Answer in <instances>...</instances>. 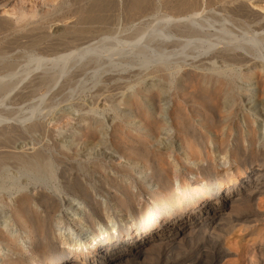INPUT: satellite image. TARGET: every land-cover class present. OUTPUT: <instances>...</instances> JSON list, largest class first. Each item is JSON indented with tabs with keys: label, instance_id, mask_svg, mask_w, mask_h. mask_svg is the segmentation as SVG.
Wrapping results in <instances>:
<instances>
[{
	"label": "bare ground",
	"instance_id": "1",
	"mask_svg": "<svg viewBox=\"0 0 264 264\" xmlns=\"http://www.w3.org/2000/svg\"><path fill=\"white\" fill-rule=\"evenodd\" d=\"M108 12L117 29L105 34ZM92 25L95 42L86 37ZM10 33L32 40L22 66L8 70L0 56V264H239L224 262L227 237L264 234V143L256 152L255 120L241 113L247 100L264 116V0H0V37ZM133 67L137 87L106 143L102 122L80 116L72 137L81 146L113 142L123 166L44 168L45 150L9 145L46 129L50 90L88 74L110 82L116 77L102 75ZM41 88L28 112L4 109L12 95ZM215 154L228 157L227 170L217 171ZM9 163L18 177L6 175ZM65 197L77 208L64 215ZM258 254L263 246L248 257Z\"/></svg>",
	"mask_w": 264,
	"mask_h": 264
},
{
	"label": "rangeland",
	"instance_id": "2",
	"mask_svg": "<svg viewBox=\"0 0 264 264\" xmlns=\"http://www.w3.org/2000/svg\"><path fill=\"white\" fill-rule=\"evenodd\" d=\"M71 5H72L71 6L72 8L78 7L77 1H73V3L71 2ZM11 7H12V4L10 5L8 4L6 9H10ZM103 15H104L103 19L105 18L104 19L105 21H104V24L103 23L101 24L103 28L99 26L101 28L100 31L101 33L109 34L111 31H113V29L114 30L117 29V26H116L117 20H115L116 18H114L116 13L108 12ZM110 24H112L111 25L112 28ZM92 27L93 25L87 26V28H90V29H88V32H87L88 34L86 37H89L90 39H94L93 42H95L96 41L95 37L92 36L93 35L92 32L95 31V29H91ZM13 35L14 33H10L9 35L7 34L4 40L2 39V37H0L1 38L0 56L6 57V61L8 62L7 63L8 70H10L15 64L22 66L25 63L27 59V54L29 55L30 50L28 46L24 45V42L27 44L29 41L32 40L31 36H26L27 39H24L25 37L23 36H19V35L17 36L15 34L14 35L15 37H13ZM138 69H139L138 67H133L131 69H128V71L126 72L123 71L117 74L116 73L112 74L109 72L105 73L102 75V77L106 78L108 76L113 75L114 77L117 78L118 75L125 76L122 79L115 78V80H112L110 82H105V83H96V78L92 76L91 74H88L86 76H76V78L73 77L72 78L73 80H71L72 82H70L64 88L57 90V91L55 89L50 90V92L48 93V97L50 96V94L51 96L49 98L47 97L49 100L47 99L46 101L47 103L43 105V106H46V105L48 106H46V108L44 107V110L42 111V114L45 116L43 120L46 122L44 124H47L46 129H45L46 131L45 130L38 131L35 133L34 132L33 133L24 132L23 136L13 139L9 145L14 148L22 149L27 153H32L34 149L45 150L48 156V159L46 163L47 165H45L44 168H112L111 166L115 164L123 166L124 164H126V162L123 160V158L120 159L119 157V155L122 153V148H118V146L116 145L114 146L113 142L111 144L113 145V148L109 144L94 146V143L93 144L84 143L82 144L83 146L82 147L81 143L80 144L78 143L79 145L78 144L75 145L74 142L72 141L73 139L72 137L74 135L73 132H75V129L77 127L76 118H79L80 116V117H85L87 119L85 120L86 123L89 120L91 121L97 120V121L102 122L101 123L103 125L102 127H104V129H107V132H101L100 138L102 139L101 141L103 143H106L105 134H108L110 132L109 125L110 126L113 125L114 121L118 122V119L116 118V114L118 113V114L123 115V113H126L127 111V108L121 104V100L125 98L127 95H129L130 93H132L133 89L137 87L138 78L136 76H133V74L137 72ZM250 72L251 70L250 71L243 70L242 73H250ZM144 74L146 75V72ZM150 81L151 79L145 76L142 77L141 79V82L144 84L145 83L148 84V82ZM242 85L247 86L248 83L244 82V84ZM99 88H102L100 92H98ZM46 91H48V89L41 88L38 91L26 90V91H23L21 95H17V96L12 95L11 99L6 101V105L4 109L7 111L9 115H11V117H14L15 115L20 114L19 112H21V114L24 112L26 113L29 111L30 107L32 106V103L34 104L38 100V97L40 95H44ZM254 92L255 90H253L251 93L253 94ZM243 98H246V95H243ZM247 102L248 101L245 100L244 106L246 105L247 106L241 109V113L249 115L251 116L253 120H255L254 129L256 130L257 135H258L256 152H259L258 148H260V145L264 143V137H263L264 130H261L262 125L264 123V118H263L264 116L261 117L260 114L258 115L255 113H251L250 108L252 105L247 104ZM241 113L239 112L240 115ZM42 114H41V117H43ZM41 117H39V119H41ZM124 117L125 119H127V116H124ZM54 118L55 119L57 118V119L55 120ZM238 118L241 122L240 116H238ZM125 119L119 120L120 121L119 123H122L128 126L129 122L126 121ZM43 120H40V121H43ZM9 123H13V121L11 120L9 121ZM83 124H85V122ZM125 136L126 135L121 136L119 139L120 140L119 142L127 143L126 146H128L129 145L128 142H131L132 139H129L128 136H126L127 138H125ZM128 139L129 141L127 142ZM163 140H166V137L165 138L163 137ZM230 141L231 142L229 146L230 148H232L233 144L231 143L234 142L233 138H231ZM71 143H72V147L74 148L70 147ZM54 146H57V150L55 149ZM67 146L69 148H67ZM76 147L77 148L79 147L77 150L78 152L76 151L77 149ZM91 147L93 150L91 149ZM71 148L73 150H70ZM80 148H81V151H80ZM118 150H119V155L116 154ZM253 154H256V153L254 152ZM256 155H248V156L255 158ZM212 157H213V162L216 166L215 168H217L218 172L225 171L228 169V165H225V163L229 160L228 157L222 158L218 154L212 155ZM168 162L170 163V165L174 167L175 163L172 158H170ZM15 165H13L12 163H9L6 166V169L9 168L5 172L7 173L6 175H8V177H11V176L18 177L17 173L14 170L10 171V169L16 168L17 165L16 166ZM191 167L194 168L195 163L192 164ZM17 168L19 167L17 166ZM138 168H142V167H138ZM13 172L16 174H13ZM9 173H12L13 175ZM23 178L24 177H22L21 179ZM96 198L100 200L101 196L97 194ZM67 199L68 198L65 197V200L63 202V206L61 209L64 215L65 213L72 212L74 208H77L76 206L77 201L70 203L69 201H67ZM0 211H1L0 214L2 215L4 214L5 217H7V211H5V209L0 207ZM5 217L0 219V226L4 225L3 221L6 220ZM76 222L77 220H75L74 223ZM52 225L55 228V223ZM13 231H15L14 228L12 229V232ZM103 232L104 231H102V233ZM55 233L58 234V231ZM226 240L230 244L229 248H230L231 254L224 260V262H229V263L239 262V264H248V259H250L251 260L250 264H264V256H262L261 254H258L256 257H253V258L248 257L250 251L258 250L259 248H262V246L264 247V234L260 230V227L256 228L255 233L252 235L247 234V233L237 232V229H235L232 232V234L227 237ZM67 245L69 247L72 246L70 248L76 247L74 243L72 244L70 242H68L66 246ZM94 245L95 244L93 243L89 248L94 247ZM27 246L28 245H26V247ZM2 251H6V250H2Z\"/></svg>",
	"mask_w": 264,
	"mask_h": 264
}]
</instances>
